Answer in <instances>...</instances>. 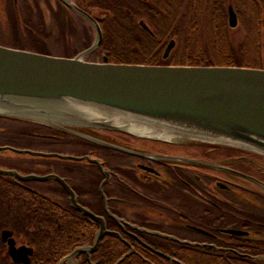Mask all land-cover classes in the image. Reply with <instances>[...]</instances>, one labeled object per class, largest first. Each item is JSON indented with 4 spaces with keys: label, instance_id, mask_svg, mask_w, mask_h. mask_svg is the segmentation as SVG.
Returning <instances> with one entry per match:
<instances>
[{
    "label": "water",
    "instance_id": "obj_1",
    "mask_svg": "<svg viewBox=\"0 0 264 264\" xmlns=\"http://www.w3.org/2000/svg\"><path fill=\"white\" fill-rule=\"evenodd\" d=\"M61 1L92 24L97 33L95 43L70 58L0 45V117L33 122L72 134L76 131L68 128L69 125L77 128L112 130L168 143H182L184 140L211 142L252 149L264 154V69L114 64L109 63L106 57H103L102 62L85 61L84 56L99 47L102 40L101 30L91 15L77 8L70 0ZM236 24V15L229 7L228 25L234 28ZM172 47L173 42L166 47L164 58ZM71 102L104 106L119 110L131 117L135 115L146 117L152 126L165 128L171 134L179 135L180 138L173 140L172 137L169 140L148 137L129 131L125 126L89 120L85 114L90 115V113L78 109ZM5 149L0 147V151ZM9 150L20 154L57 157L64 160H86L101 167L98 160L89 157L77 158L29 150ZM191 162L202 164L196 160ZM211 167L228 170L213 164ZM103 171L107 175L108 171ZM0 174L21 181L52 179L58 182L67 193L71 208L99 225L91 245L76 247L58 264H77L75 258L78 255L90 256L97 250L102 237L107 233L105 220L80 205L76 194L63 178L56 174L22 175L4 169H0ZM105 210L107 215L118 224L124 222ZM132 228L138 229L135 226ZM225 232L234 235L243 234L236 230H225ZM3 234L5 239L10 235L7 231ZM151 234L182 244L215 247L182 241L159 232H151ZM9 244L14 243L10 240ZM10 251L14 256L18 254L20 258L18 260L21 262H29L28 255L31 254L29 248L21 247ZM153 252L170 258L160 251L153 250ZM256 259L264 260L263 257Z\"/></svg>",
    "mask_w": 264,
    "mask_h": 264
},
{
    "label": "trees",
    "instance_id": "obj_2",
    "mask_svg": "<svg viewBox=\"0 0 264 264\" xmlns=\"http://www.w3.org/2000/svg\"><path fill=\"white\" fill-rule=\"evenodd\" d=\"M72 1L98 22L102 33V41L98 50L104 53L110 63L236 66L264 69V59L261 57L262 55L264 57V34L263 38L260 35L256 38L255 44L252 41L236 46L228 42L222 44V32L223 34L226 33L227 26L224 22V14H221L219 20L213 22L214 24L212 23L213 28L218 29L216 38L220 37L221 40L214 41V37L211 40V34L207 32L209 27H205L202 19L190 21L189 18L192 13L187 11V7H190V0H176V7L172 4L174 0ZM211 1L216 7L215 2L217 0ZM220 1L224 3L226 0ZM239 1L240 3H250L257 13H261L263 19L256 21V25L258 32L264 29V14H262L264 8L261 6L259 8V5L264 6V0ZM93 9L102 12L103 16L97 17L92 14L91 10ZM70 11L59 6L58 11L53 12L55 21L59 26H65L63 19L65 16L72 20ZM72 12L75 13L74 17L79 18V20L82 19L75 11ZM187 13L188 15H186ZM137 18L140 19L143 29L137 25ZM174 19H176L175 24ZM143 20H147L150 26L145 24ZM23 22L25 25L23 31L26 34L25 38H28L29 45L20 43L21 35L17 27L15 31L17 41L14 43L19 45L13 44L14 49L32 51L29 48H35L39 51L32 52L42 54L40 50L46 49V45L37 36L40 31L45 32L39 27L42 20L28 19L23 20ZM90 41L86 39L83 48H89ZM167 41H173L174 47L164 59L163 53L168 45V43L166 44ZM5 45L3 44V46ZM75 55L67 53L64 57ZM194 193V197L189 195L186 201L181 199L183 203L180 201L182 204H179L178 208L185 210V212H181L179 209L180 211L175 213L176 216H189L191 214L195 221L188 224L211 232L216 238L210 240L222 243V234L218 232L230 224H239V221L232 216V214L237 213V210L228 204L219 202V200L204 197L206 193L203 195H199L195 191ZM91 194L98 196L97 190L92 191ZM65 195V192L58 186L32 191L14 184L6 177L0 179V231L8 230L14 239L21 238L19 239L21 240L20 244L32 250L30 264H58L76 247L92 244L98 231V225L72 209L64 198ZM91 210L96 214H103V208L99 204L93 205ZM247 215L249 214L242 212L243 217H248ZM139 225L161 232L182 233L181 231L188 230L186 223H180L178 227L170 226L169 230L155 222L141 221ZM106 226L109 230L119 231V226L107 216ZM170 228L175 231L170 230ZM262 230L264 231V228ZM121 235L127 240L125 234L121 233ZM141 237L144 240L141 241V244L144 243L162 251L173 257L174 260L151 252L145 245H141L133 239L129 242L134 247V252L123 258L118 264H194L186 262L182 256H179V250H184L187 254L192 255L197 264H264V260L256 259V257H264L260 254L264 253V244L261 245L259 242L254 243L250 240H245V248L247 245L250 247L246 254L250 255L236 257L224 255L216 250L161 240L153 236L142 235ZM129 251L130 249L123 239L109 233L102 238L94 253L90 256L82 254L77 257L76 261L77 264H116Z\"/></svg>",
    "mask_w": 264,
    "mask_h": 264
},
{
    "label": "flooded vegetation",
    "instance_id": "obj_3",
    "mask_svg": "<svg viewBox=\"0 0 264 264\" xmlns=\"http://www.w3.org/2000/svg\"><path fill=\"white\" fill-rule=\"evenodd\" d=\"M9 124H12L13 127H10ZM20 124L28 125L29 128L14 129V126ZM42 131H44V134H42ZM47 131L48 133H46ZM3 133L28 138L30 141L21 142L18 141L17 138L15 140H10L4 137L0 142V147L6 149L0 151V169L12 170L22 175L46 176L56 174L63 178L76 193L78 203L90 210L93 205H101L103 214L99 215L104 216L105 219V208H107L112 214L124 219L132 226L137 225L152 231H159L139 225L141 221H153H150L144 212L135 211L133 209L135 204L137 206L139 202H143L140 207H150L153 204H157L156 206L162 207L163 209L173 208L175 207L174 205L178 207L180 201L183 203V201L187 200L186 198H189V195L194 197V191L197 188L206 193L204 197L213 198L219 200L221 203L230 205V201L227 199L232 201L239 200V202H242L243 198L240 193H243L257 199L259 204H252L251 207L254 208L255 211L259 210L260 213L244 212L242 209L230 205L237 210V213L232 214V216L235 220L239 221V224H230L226 226V228L220 229L218 233L222 234V243L211 241V238H216L211 232L204 229H202L203 232L198 231L196 229H201L200 227L188 224L195 221V218L191 214L189 216H172V225L174 224L178 227V224L186 223L187 231H181L182 233H165L166 235L178 237L181 240L215 244L218 246L217 248L221 249L220 253L224 255H234L236 257L250 255L246 254L248 253L246 251H248L250 247L247 245L245 248V240H250L254 243L259 242L261 245L264 244V231L262 230V228H264V192H261L259 189L260 186L254 182V180H256L264 183V160L261 158L252 157L244 159L245 157L229 151L223 154L222 157L232 159L230 161L231 163H222L219 159L211 157V155H219L215 152L217 147L212 148V150H214L213 153H207V150H204L201 154H186L180 153L178 150L180 146L174 143L159 141L149 142L166 147L165 149H160L158 146L153 148L151 147L152 145H136L137 142L141 141L140 138L118 132L113 133L112 131L110 132L112 134H107L106 137L104 135L103 137H99L97 130L81 128L71 134L66 131L54 130L28 121L0 117V135ZM90 139H95L97 142H93ZM182 147L188 148L190 146ZM72 148L76 150H72ZM9 149L29 150L44 154L69 155L77 158L89 157L92 160H98L101 167L96 163L86 160H64L57 157L35 156L26 153L20 154L10 151ZM114 155L123 157L116 159L117 156ZM107 157H110L114 161L124 160V168L111 166ZM193 160L202 161V164H193L191 162ZM232 161L234 163H232ZM210 163H216L222 167L229 168L237 174L225 170L212 169ZM103 170L108 171L107 175ZM216 174L226 176L227 178L245 180L250 183L251 188H253L250 190L245 189L248 190V192H245L244 188L238 187L231 182L229 178L228 181L225 180L226 184L221 183L219 181L221 177ZM3 177L6 176L0 174V179ZM6 178L14 184L32 191L36 189L39 190V188L46 189L50 186H58L65 192L60 184L52 179L48 181H21L13 177L7 176ZM196 185H203V188L197 187ZM212 185L224 192H221L220 196L222 198H218L217 195H213L210 191H207ZM204 187L207 190H205ZM95 190H97L98 196L91 194L92 191ZM79 191L86 192L81 193ZM64 198L69 204V197L67 194ZM246 201L251 202V200ZM113 206L115 208L116 206H123L133 211L132 213L134 215L132 217H125L117 212ZM242 212L245 214L248 213V217H243ZM225 230H236L243 234H229L226 233ZM5 231L7 230L0 231V264H30L32 252L28 255V263H23L18 260L20 259L18 254L14 256L10 250H17L21 247L26 248V246L18 243L11 236L9 231L7 232H9L10 235L6 236L5 239L3 234ZM118 232L126 235L127 245H131L130 240L133 239L141 244V241H144L142 240V235L170 241L146 232L140 233L127 226L125 230L119 228ZM189 234H191V236H188ZM192 236L193 238H191ZM233 239L234 241H232ZM10 240L13 241V245L9 244ZM128 247L130 249L129 245ZM131 247L130 250L134 251V247L132 245ZM209 249L214 251V247ZM260 254L264 255V253Z\"/></svg>",
    "mask_w": 264,
    "mask_h": 264
},
{
    "label": "rangeland",
    "instance_id": "obj_4",
    "mask_svg": "<svg viewBox=\"0 0 264 264\" xmlns=\"http://www.w3.org/2000/svg\"><path fill=\"white\" fill-rule=\"evenodd\" d=\"M219 1L220 0H217L215 2L216 7H214L211 0H205L202 2L201 1L197 2L196 0H190V4L188 3L190 7H187V11L192 13L191 17L189 18L190 21L193 22V20L199 21L200 19H202L204 21L203 24L205 25V27L206 28L207 26L209 27L207 29V32L211 34L210 39L212 40L214 37V41H217V40H221V38L220 37L216 38L218 29L213 28V24H214L213 22L219 20L221 14L222 15L224 14V22H225V25L227 26V31L226 33L224 32V34L222 32V37H223V40L221 42L222 44L228 42L236 46L237 44H240V43L244 44L246 42H251V41L255 44L257 41L256 38H258L259 35L262 36L263 38L264 29H261V31L259 30L258 32L257 30L258 26L256 25V21H258L259 19L260 20L263 19V16L261 15V13L256 12V9L254 8V6H252L250 3H247V2L240 3L239 0H226L224 3L222 1L220 2ZM60 2H61L60 0H0V43L6 44L8 47H12V48L15 47L14 45H19V44L14 43L15 41H17L15 38V31H16V28L18 27L19 34L21 35L20 43L23 45H29L28 38H25L26 34L23 31V28L25 27L23 20L40 19L42 20L43 24L39 23L41 24L39 25V27L42 28L45 32L43 33L40 31V34H37V36L46 45V49L40 50L42 54H47V55H52V56H61V57L66 56L67 53H69V55L79 54L80 52L86 50V48H83V45L86 42V39L91 40L90 46H92L97 39L96 30L94 29V27L92 26L90 22L84 20L83 18L79 20V18L74 17L75 13H73L72 10L70 11L69 9L72 15V20H70L68 17L65 16L63 17L65 21V26H59L57 24V22L55 21L56 19L54 17L53 12H56V10L58 11V7L62 5V3ZM172 4L176 7V0H174ZM260 6L261 8H264V6L262 5H259V8ZM229 7H232L234 9L236 13V17H237V24L234 28H230L228 26V8ZM91 12L97 17L103 16L102 12L96 9L91 10ZM186 15H188V13ZM176 19H174V24L176 23L175 22ZM143 21L145 22V24L150 26L147 20L146 21L143 20ZM136 23L137 25H139V27L143 29V26L141 25L139 18L136 19ZM62 28L64 29L61 30ZM84 30H86V32H84ZM224 35L226 36V38ZM167 43H169V41H167L166 44ZM252 47L255 48L254 46ZM252 47L250 48L251 50H252ZM29 49L32 51H39L38 49H35V48H29ZM104 56L105 55L103 52L96 49L92 52H89L87 55H85L84 60L89 61V62H102V58ZM261 57L264 59L263 55ZM9 125L10 127H13L12 124H9ZM26 128H29V126L24 125V124L14 126V129H26ZM68 128L74 129L75 131L79 130L77 126H73V125H69ZM95 130H97L99 137H103V135L106 137L107 134H112L110 133L112 131H109V130H101V129H95ZM46 133H48V131ZM42 134H44V131H42ZM4 137L10 140H15L17 138V140L21 142L30 141L28 138L18 137V136L8 135V134L3 133L0 135V142L4 139ZM140 140L141 141L137 142L136 145H141V144L146 145V146L152 145L151 147L153 148L155 146H158L160 149L166 148L160 144L149 143V142H152L151 140L150 141L149 140L144 141L142 139ZM183 143L188 144V145H184ZM183 143H181L183 145H181L180 143L178 144V146H180L178 150L180 153H186V154H201L203 153L204 150H207V153H213L214 150H212V148L217 147L216 148L217 150L215 152L219 155L217 156L211 155V157H214L215 159H219L220 162L222 163L223 162L231 163L230 161L232 159L222 157L223 154L229 151H232L233 153H237L238 155L245 157L244 159L257 157V158H261L264 160V154H261V153H258L252 150H247L245 148L233 147L229 145L214 144L211 142L196 141V140H184ZM182 146H190V147L186 148ZM72 150H76V149L72 148ZM114 156H117V155H114ZM122 157L123 156H117L116 159L122 158ZM107 160L110 162V165L113 167L124 168L125 166L124 160L114 161L110 157H107ZM233 161L232 163H234ZM216 175L221 177V180H219L221 183L226 184L225 180L228 181L229 177L227 178L226 176H221L219 174H216ZM229 180L233 182L234 184H236L238 187L248 189V190L253 188V187L251 188L250 186L251 184L246 182L245 180H242L239 178H229ZM196 186L203 188V185H200V186L196 185ZM204 189L207 190L205 187ZM259 189L261 192H264L261 187ZM248 190H246L245 192H248ZM207 191H210V193L213 195H217L218 198H222L220 196L221 192L224 193L221 189L214 187L213 185ZM79 192L85 193L86 191H79ZM195 192L197 194L199 193V195L204 194V192L198 190L197 188L195 189ZM51 195L56 196L54 194H51ZM240 195L243 198L242 202H239V200L232 201L230 199H227V198L226 199L230 201L229 202L230 205L238 207L242 209L244 212H251V213H256V214L260 213L259 210L255 211L254 208L251 207L252 204L254 205H256V203L259 204L256 198H253L243 193H240ZM246 200H251V202L246 201ZM139 203L137 206L136 204L134 205L135 207H133V209L135 211H139L141 213L144 212L145 215L148 216L150 221L161 224L163 227L168 228V230L170 226L174 225V224L172 225V220H173L172 216H175L176 215L175 213L180 210L181 212H185V210H182L176 207V205H174L175 207L173 208L171 207L170 209H163L162 207L156 206L157 205L156 203H155L156 205L153 204L150 207H140V205L143 202H141L140 204ZM179 204H182V203L180 202ZM113 208L115 207L113 206ZM115 209L117 212H119L121 215L125 217H132L134 215L132 213L133 211L127 208H124L123 206H119V207L116 206ZM170 230H174V229L170 228ZM188 236H191V234H189ZM191 238H193V236ZM19 239H16V240L18 241V243H21L20 242L21 240ZM179 256H182V258L188 263L192 262L194 264H197L195 259H193L192 255L187 254L184 250H179Z\"/></svg>",
    "mask_w": 264,
    "mask_h": 264
},
{
    "label": "bare ground",
    "instance_id": "obj_5",
    "mask_svg": "<svg viewBox=\"0 0 264 264\" xmlns=\"http://www.w3.org/2000/svg\"><path fill=\"white\" fill-rule=\"evenodd\" d=\"M0 45H3V44L0 43ZM163 56H164V53H163ZM67 58H70V57H67ZM118 64H124V63H118ZM221 67H236V66H221ZM71 103L74 106H76L78 109L82 111L84 110L85 112L90 113V115L85 114L86 118L89 120L103 121L107 123H114L116 125L125 126L126 128H128L129 131H133L140 135H146L148 137H157V138H163V139H169V140H171L172 137L174 138L173 140L175 139L178 140L180 138L178 137L179 135L171 134L170 131L166 130L165 128H162L159 126L158 127L152 126L151 124L148 123L149 119L146 117H139L136 115L131 117L128 114L122 113L119 110H115V109L104 107V106L94 105V104H85V103H80V102H71ZM247 150H250V149H247Z\"/></svg>",
    "mask_w": 264,
    "mask_h": 264
}]
</instances>
